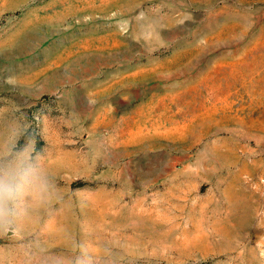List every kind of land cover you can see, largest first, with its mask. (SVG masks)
<instances>
[{
  "label": "rangeland",
  "instance_id": "rangeland-1",
  "mask_svg": "<svg viewBox=\"0 0 264 264\" xmlns=\"http://www.w3.org/2000/svg\"><path fill=\"white\" fill-rule=\"evenodd\" d=\"M0 264H264V0H0Z\"/></svg>",
  "mask_w": 264,
  "mask_h": 264
},
{
  "label": "clouds",
  "instance_id": "clouds-1",
  "mask_svg": "<svg viewBox=\"0 0 264 264\" xmlns=\"http://www.w3.org/2000/svg\"><path fill=\"white\" fill-rule=\"evenodd\" d=\"M34 169L26 156L0 167V214L7 212V202L13 200L24 184L29 183Z\"/></svg>",
  "mask_w": 264,
  "mask_h": 264
}]
</instances>
